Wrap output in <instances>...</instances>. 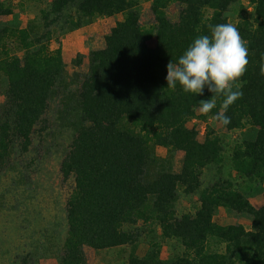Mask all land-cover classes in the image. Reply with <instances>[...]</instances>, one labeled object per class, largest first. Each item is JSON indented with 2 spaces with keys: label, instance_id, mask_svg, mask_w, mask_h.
I'll use <instances>...</instances> for the list:
<instances>
[{
  "label": "trees",
  "instance_id": "16d2710c",
  "mask_svg": "<svg viewBox=\"0 0 264 264\" xmlns=\"http://www.w3.org/2000/svg\"><path fill=\"white\" fill-rule=\"evenodd\" d=\"M42 31L7 28L13 8L0 0V168L19 152L36 149L62 128L70 143L60 163L62 183L71 182L65 201V235L49 237L43 250L58 264H88L87 249L131 247L128 264H264V204L255 207L245 184L262 186L264 199V0H152L154 24L142 20L140 0H40ZM177 14L172 16V8ZM122 15L105 36V48L68 64L61 48L51 49L54 30L81 27L94 17ZM236 21L231 22L230 17ZM235 25L247 41L243 96L229 106L226 131H240L232 150V171L241 182L219 178L205 184L206 171H219L223 143L211 127L200 128L220 111H199L203 95L167 88V64L209 26ZM19 40L16 53L10 52ZM57 105V117L53 106ZM158 149L181 158L162 164ZM180 192L198 197L195 212L180 214ZM223 211L240 223L220 224ZM155 224L164 240L182 251L164 258L154 244L137 254L138 223ZM39 248L21 264H35ZM36 255V257H35ZM37 264V263H36Z\"/></svg>",
  "mask_w": 264,
  "mask_h": 264
},
{
  "label": "rangeland",
  "instance_id": "374dc122",
  "mask_svg": "<svg viewBox=\"0 0 264 264\" xmlns=\"http://www.w3.org/2000/svg\"><path fill=\"white\" fill-rule=\"evenodd\" d=\"M13 8V14L3 18L7 28H27L32 34L41 32L40 10L45 6L40 0H5ZM152 0H140L142 20L145 25L154 24L151 12ZM172 16L177 14L172 8ZM123 19L122 15L115 17H94L90 22L79 28L70 29L68 24L61 23L53 32L51 49L61 48L69 65L76 57H83L82 69L88 62L92 51L105 48V36ZM232 23L236 21L231 16ZM10 52L16 53L19 40L14 39ZM57 105L53 106L57 117ZM211 127L221 137L223 143L222 168L206 171L203 181L205 184L215 182L219 178L230 179L240 183L232 171V150L241 140L240 131H226L212 118L202 123L201 137L206 127ZM71 137L67 128H62L51 138H45L44 144L36 141V149L28 154L14 153L11 159L0 168V264H21L22 259L39 248L36 257L37 264H58L56 256L47 254L43 245L47 246L49 237L54 242H60L65 235L66 220L64 213L65 201L71 190V182L62 183L60 163ZM162 164L172 163L181 158V154L171 155L165 150L158 149ZM262 186L245 184L241 190L245 191L250 202L255 207H261L264 199L260 193ZM199 207L197 196H186L180 192L177 209L180 214L195 212ZM220 224L240 223L250 229L251 223L246 219H238L221 211L215 218ZM140 238L137 245V254L143 256L154 244L160 245L164 258L180 254L182 247L179 242L164 240L161 231L155 224L138 223ZM131 247H118L104 251L87 249L88 264H128ZM35 263V264H36Z\"/></svg>",
  "mask_w": 264,
  "mask_h": 264
},
{
  "label": "clouds",
  "instance_id": "9594fccd",
  "mask_svg": "<svg viewBox=\"0 0 264 264\" xmlns=\"http://www.w3.org/2000/svg\"><path fill=\"white\" fill-rule=\"evenodd\" d=\"M247 41L231 23L209 26V34L200 35L188 46L177 63L167 64V88L179 84L184 93L203 95L205 87L211 99L199 102V111L210 113L216 108L217 97H223L220 111L214 120L227 126L231 118L225 113L230 105L241 99L242 85L237 81L245 74L248 60ZM260 76L264 77V53L259 63Z\"/></svg>",
  "mask_w": 264,
  "mask_h": 264
}]
</instances>
